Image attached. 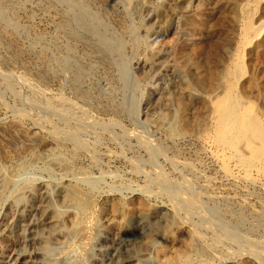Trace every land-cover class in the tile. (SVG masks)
<instances>
[{
	"label": "rangeland",
	"instance_id": "1",
	"mask_svg": "<svg viewBox=\"0 0 264 264\" xmlns=\"http://www.w3.org/2000/svg\"><path fill=\"white\" fill-rule=\"evenodd\" d=\"M171 1L0 0V232L15 256L115 264L137 243L147 255L130 264H264V162L226 169L210 124L230 80L264 123V0H177L174 16ZM42 186L55 227L23 243L7 209ZM91 211L123 235L79 263ZM145 215L160 220L138 230Z\"/></svg>",
	"mask_w": 264,
	"mask_h": 264
},
{
	"label": "bare ground",
	"instance_id": "2",
	"mask_svg": "<svg viewBox=\"0 0 264 264\" xmlns=\"http://www.w3.org/2000/svg\"><path fill=\"white\" fill-rule=\"evenodd\" d=\"M176 1L177 0H173L171 1L168 6H166L167 12L169 14H171L172 16H174L176 14ZM185 2V1H183ZM250 4V1H247ZM255 2V1H253ZM258 2V1H257ZM106 4V3H105ZM179 4V3H178ZM252 4V3H251ZM257 4V3H256ZM255 4V7H256ZM159 5V4H158ZM248 6V5H247ZM158 7V6H157ZM163 7V6H162ZM253 7V5H252ZM158 9V8H157ZM180 9V8H178ZM183 9V8H182ZM162 11V10H161ZM182 11V10H181ZM180 12V11H179ZM186 12V11H185ZM247 12V11H246ZM252 13V12H251ZM85 14V13H84ZM180 14V13H179ZM244 14V13H243ZM82 15V14H81ZM252 15V14H251ZM253 16V15H252ZM165 16H163L162 18H164ZM250 17V16H249ZM245 18V17H244ZM251 18V17H250ZM254 18V17H253ZM246 19V18H245ZM248 19V18H247ZM252 19V18H251ZM175 20V19H174ZM264 21V20H263ZM160 22V21H159ZM261 24V22H259ZM263 23V22H262ZM264 24V23H263ZM165 25V24H164ZM157 26V25H156ZM243 26V35L245 36V38H251L252 36H256V35H260V31H262V28H260V25L257 24L255 25L254 22H252L251 20L246 21L244 23ZM262 26V24H261ZM160 27V26H158ZM153 29V28H152ZM261 29V30H260ZM154 30V29H153ZM160 30V29H159ZM242 35V36H243ZM157 36V35H156ZM243 36V37H244ZM247 36V37H246ZM254 38V37H253ZM252 39V38H251ZM253 40V39H252ZM242 41V40H241ZM247 41V40H246ZM250 43V42H249ZM248 43V44H249ZM247 44V43H246ZM241 49V48H240ZM237 54V53H236ZM238 58V57H236ZM232 59V58H231ZM151 60V59H150ZM238 60V59H237ZM238 62V61H237ZM236 65L238 64V68H242V62L239 63H235ZM150 66V65H149ZM229 69V67H227ZM234 68V67H233ZM233 69H229V71L227 70V74L232 75L233 73ZM234 75V74H233ZM240 75V74H239ZM20 76V75H19ZM230 80L231 84V88L229 89H224L226 90V92L221 96H218L217 93L216 96H218L215 100L213 97L214 102L212 103V108H213V113H212V118L211 121V137H212V142L213 145L217 147V155L222 159V162L224 164V166L227 167L230 165L231 162H235V165L238 166V168L240 170H244V172L246 173H250L253 169V167H257L258 163L260 162H264V123L261 121V119L258 117V115H256L252 110H251V106H247L245 104H243L240 99V97L237 95V93L234 90V82ZM222 85V84H221ZM228 86V85H227ZM229 86V87H230ZM224 87V86H222ZM223 90V91H224ZM220 95V94H219ZM211 104V102H210ZM75 107V106H74ZM211 109V108H210ZM209 112V111H208ZM208 117V116H207ZM207 119V118H206ZM91 122V121H90ZM92 124V123H91ZM208 124V125H210ZM101 125V124H100ZM103 126V125H102ZM209 128V127H208ZM103 130V129H102ZM61 131V130H60ZM208 131V130H207ZM209 132V131H208ZM207 132V133H208ZM242 143L245 144V146L247 148H249L252 153H253V160L247 159L244 155H242L240 153V151L238 150V145ZM212 145V146H213ZM240 145V146H242ZM239 146V148H241ZM246 151V150H245ZM248 152V151H246ZM245 153V152H244ZM247 154V153H246ZM249 154V153H248ZM212 156V155H211ZM219 163V162H218ZM257 163V165H256ZM222 164V163H221ZM223 166V165H222ZM254 170V169H253ZM13 171V170H12ZM228 172V171H227ZM226 172V173H227ZM8 173V172H7ZM10 173V172H9ZM3 174V173H1ZM229 174V173H228ZM264 174V173H263ZM10 175V174H9ZM6 175V176H9ZM12 176V174H11ZM234 177V176H232ZM237 177V176H236ZM240 177V176H239ZM10 178V177H9ZM6 179V178H5ZM4 180V177L2 175H0V187L2 186V182ZM8 180V179H7ZM6 180V182H7ZM10 181V180H8ZM8 186V184H7ZM6 187V185L4 186ZM7 189V188H6ZM3 189V190H6ZM2 190V191H3ZM30 190V189H28ZM33 189H31V191L28 192V199L27 202L23 201L25 203H21L20 206L17 207H13L12 205L9 206L8 210V214L11 217V219L9 218V222L8 224L12 225V227L17 228V230L20 233H24V231H28V233L30 235H32L27 239H23V236L21 239L24 242H31L34 239V232H36L37 229H52L53 226L52 224H54L52 222V218L53 215L51 213V197H50V193L47 189L44 188V186L37 188L36 190L32 191ZM65 190V189H64ZM64 190L61 189L60 191V195L63 196V192ZM57 191V190H56ZM80 191V190H79ZM26 194V193H25ZM79 192L76 191L74 193H72V199L75 198L77 199V196H79ZM2 195V194H1ZM4 195V194H3ZM25 196V195H24ZM1 197V196H0ZM64 198L62 199V197L60 199L63 200V203H65L66 197L65 195L63 196ZM84 197V196H83ZM71 198V196L69 197ZM91 199V198H90ZM7 200V199H6ZM26 200V199H25ZM68 200V198H67ZM5 201V200H4ZM89 200H87L88 202ZM92 201V200H91ZM62 202V201H61ZM90 202V201H89ZM93 203V202H92ZM90 207L91 208V205ZM67 204V203H66ZM65 204V205H66ZM85 205L89 204V203H84ZM70 206V205H69ZM8 207V206H7ZM68 207V205H67ZM85 207V206H84ZM94 207V206H93ZM64 208V207H63ZM70 208V207H69ZM88 209V208H87ZM86 209V210H87ZM121 209V208H120ZM119 209V210H120ZM67 211V210H66ZM89 211V210H88ZM7 214V215H8ZM155 214V213H154ZM161 214V212H160ZM159 214V217H160ZM163 214V213H162ZM87 215V221L85 223V229L80 232L78 234V236L76 237V241L79 242V244L82 246L83 251L81 254H79L78 256V261L79 263H82L85 261V259L89 256H92V252L91 250L94 248V246L96 245L94 240L98 237L102 236H110L115 239L117 238H121L123 233L118 232V230L115 231V229H111V230H106L105 228L102 227H96L93 224V215H92V211L91 212H86ZM8 216V217H9ZM158 217V216H157ZM156 215H154L153 217L151 216V219L149 216L145 215V216H141V218H139L137 227L138 230L139 228H145V226L150 225V226H156L158 223V220H160V218L157 219H152V218H157ZM163 217V216H161ZM112 219V218H111ZM6 220V219H5ZM110 220V219H109ZM114 220V219H113ZM4 221V220H3ZM136 221V222H137ZM5 222V221H4ZM55 223H57L55 221ZM106 223V222H105ZM112 225V224H111ZM135 226V225H134ZM55 227V224H54ZM57 227V226H56ZM109 227V226H108ZM132 227V226H131ZM9 228V226L7 227ZM114 228V227H113ZM11 229V228H10ZM83 229V228H82ZM137 229V228H136ZM149 229V228H147ZM152 229V228H151ZM12 230V229H11ZM41 230V231H42ZM49 230V229H48ZM135 230V229H133ZM126 231V230H125ZM50 232V231H49ZM17 233V232H16ZM128 233V232H126ZM125 233V234H126ZM133 234V233H132ZM138 234V233H137ZM21 235V234H19ZM25 235H27L25 233ZM29 236V235H27ZM125 236V235H124ZM26 237V236H25ZM137 237V236H136ZM109 238V237H107ZM135 238V237H134ZM127 239V238H126ZM118 240V239H117ZM125 240V239H124ZM134 240V239H133ZM18 241V240H17ZM122 241V240H121ZM136 241V240H135ZM108 242V241H107ZM20 242V244H23ZM76 243V242H75ZM114 243V242H113ZM112 243V244H113ZM124 243V242H123ZM139 243V242H138ZM78 244V243H77ZM117 244V243H116ZM133 244V243H132ZM15 245V241L13 240L12 234L10 233V231L6 228H4V230L2 232H0V264H6L8 262L7 259H10L9 261L12 260V258L16 261V264H33L35 262L34 259H32V256L30 255H26L25 252L24 254H20L17 255L16 252V247L14 248ZM118 245V244H117ZM80 246V247H81ZM18 247V246H17ZM98 247V246H97ZM100 248V247H99ZM141 248L138 247L137 243H134V246L131 250L129 251V256L124 260L120 261L117 260L115 262V264H130V261L133 257H137L139 260L146 258L145 256L147 255L146 252H141L140 251ZM95 250V249H94ZM127 250V249H126ZM36 251V250H35ZM124 251V250H123ZM122 251V252H123ZM13 253V254H12ZM37 252H34V255ZM120 253V252H119ZM38 254V253H37ZM126 254V253H125ZM32 255V254H31ZM123 255V254H122ZM124 257V256H123ZM122 257V258H123ZM35 258V257H34ZM38 258V257H37ZM97 258V257H94ZM121 258V257H120ZM119 258V259H120ZM89 259V258H88ZM114 259V258H113ZM112 259V261H113ZM94 263H98L96 262V259H92ZM135 260V259H134ZM145 260V259H143ZM141 260V262L143 261ZM88 261V260H87ZM137 261V260H136ZM38 262V261H37ZM114 262V261H113ZM132 262V261H131ZM140 262V261H139ZM36 263V262H35ZM101 263V262H100ZM13 264V263H12ZM44 264V262H43ZM114 264V263H113ZM143 264V263H142ZM147 264V262L145 263Z\"/></svg>",
	"mask_w": 264,
	"mask_h": 264
}]
</instances>
